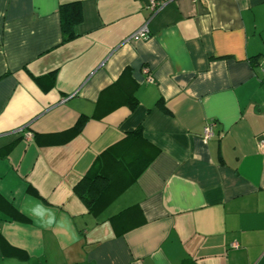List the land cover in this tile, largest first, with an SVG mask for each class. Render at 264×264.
Here are the masks:
<instances>
[{
    "label": "crops",
    "instance_id": "0c3cea01",
    "mask_svg": "<svg viewBox=\"0 0 264 264\" xmlns=\"http://www.w3.org/2000/svg\"><path fill=\"white\" fill-rule=\"evenodd\" d=\"M160 1L0 0V264H264V0Z\"/></svg>",
    "mask_w": 264,
    "mask_h": 264
},
{
    "label": "trees",
    "instance_id": "16d2710c",
    "mask_svg": "<svg viewBox=\"0 0 264 264\" xmlns=\"http://www.w3.org/2000/svg\"><path fill=\"white\" fill-rule=\"evenodd\" d=\"M59 17L62 33V42L69 41L77 36L76 26L82 21V12L79 3L71 2L67 4H62L59 6ZM126 103L129 109H133L137 105V99L134 96L132 91H129L126 95ZM116 105H112V108ZM83 120L79 119L75 124L74 128L76 131H79L82 126ZM136 132H140V129H137ZM107 177H105L102 172H98L94 176L84 175L77 184L73 187V191L78 194L84 204L89 210H95L98 207H101L103 204L102 195L97 194L96 190L99 189V183H106ZM107 182H109L107 180ZM122 188H119L120 191ZM101 190V188H100Z\"/></svg>",
    "mask_w": 264,
    "mask_h": 264
},
{
    "label": "built area",
    "instance_id": "2783aa9c",
    "mask_svg": "<svg viewBox=\"0 0 264 264\" xmlns=\"http://www.w3.org/2000/svg\"><path fill=\"white\" fill-rule=\"evenodd\" d=\"M196 1V0H194ZM165 3V1H160V0H148V6L151 8L152 11H157L163 4ZM149 36V29L147 24H143L136 32H134L133 34H131L128 38V40H132V41H137V40H142V39H146ZM260 70L262 72V74H264V64L260 65ZM148 80H151V77H148ZM215 126V123L213 121L207 123L204 126V130H203V139L207 140L209 139L211 136H213V128ZM29 136V135H27ZM258 149L260 152L264 153V136H262V138H260L259 142H258Z\"/></svg>",
    "mask_w": 264,
    "mask_h": 264
}]
</instances>
